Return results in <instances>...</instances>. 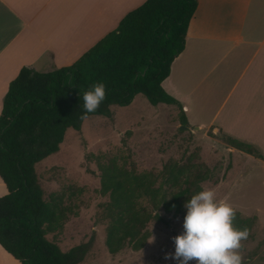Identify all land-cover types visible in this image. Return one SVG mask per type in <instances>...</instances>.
I'll return each mask as SVG.
<instances>
[{
  "label": "trees",
  "instance_id": "1",
  "mask_svg": "<svg viewBox=\"0 0 264 264\" xmlns=\"http://www.w3.org/2000/svg\"><path fill=\"white\" fill-rule=\"evenodd\" d=\"M197 7L198 0H146L72 64L49 71L24 66L10 82L0 113V177L7 189L0 196V248L9 258L19 264L84 261L94 235L67 251L47 237L62 228L65 211L45 199L36 165L60 150L69 128L81 131L92 115L111 117L113 105H129L138 94L153 105L182 109L162 83L185 49ZM96 82L105 84L106 95L95 112L85 115L82 94ZM180 119L189 126L184 114ZM225 142L255 152L230 136ZM207 175L167 162L158 186L159 174L153 171L138 172L114 160L102 166L101 192L109 196L106 245L110 252L127 245L135 251L143 249L152 235L149 223L163 220L159 210L184 215L185 201L200 190ZM164 183L172 187L169 193ZM254 221L256 216L236 211L233 223L249 232Z\"/></svg>",
  "mask_w": 264,
  "mask_h": 264
},
{
  "label": "crops",
  "instance_id": "2",
  "mask_svg": "<svg viewBox=\"0 0 264 264\" xmlns=\"http://www.w3.org/2000/svg\"><path fill=\"white\" fill-rule=\"evenodd\" d=\"M145 1L0 0V113L22 67L72 64ZM162 85L191 128L254 148L215 138L231 163L223 195L264 228V0H198L185 49Z\"/></svg>",
  "mask_w": 264,
  "mask_h": 264
},
{
  "label": "rangeland",
  "instance_id": "3",
  "mask_svg": "<svg viewBox=\"0 0 264 264\" xmlns=\"http://www.w3.org/2000/svg\"><path fill=\"white\" fill-rule=\"evenodd\" d=\"M39 69L46 70L42 66ZM111 109V117L92 115L85 119L81 131L69 128L60 150L36 165L45 199L65 211L62 228L47 237L67 251L94 235L91 250L80 264H177L172 258V238L183 231L185 214L168 213L162 208L159 213L163 220L149 223L152 235L143 249L135 251L127 245L117 253L110 252L106 245L109 196L101 192L102 166L114 160L138 172L153 171L159 174V186L167 162L184 164L207 173L202 185L213 188L217 198L230 202V194L225 197L219 183L223 177L230 180L231 163L215 140L225 142V136L187 125L182 129L177 108L164 103L153 105L143 94L136 95L129 105H113ZM164 187L168 193L172 190L167 183ZM6 191L0 178V195ZM248 233L239 249L244 264H264V228L254 221ZM0 264L19 262L0 248Z\"/></svg>",
  "mask_w": 264,
  "mask_h": 264
},
{
  "label": "clouds",
  "instance_id": "4",
  "mask_svg": "<svg viewBox=\"0 0 264 264\" xmlns=\"http://www.w3.org/2000/svg\"><path fill=\"white\" fill-rule=\"evenodd\" d=\"M106 95L103 82L94 83L82 94L84 114L97 110ZM183 231L175 235L172 258L177 264H244L239 249L249 233L233 221L236 210L227 198H217L213 188L200 186L185 201Z\"/></svg>",
  "mask_w": 264,
  "mask_h": 264
},
{
  "label": "water",
  "instance_id": "5",
  "mask_svg": "<svg viewBox=\"0 0 264 264\" xmlns=\"http://www.w3.org/2000/svg\"><path fill=\"white\" fill-rule=\"evenodd\" d=\"M182 127V129H187V126H181Z\"/></svg>",
  "mask_w": 264,
  "mask_h": 264
}]
</instances>
